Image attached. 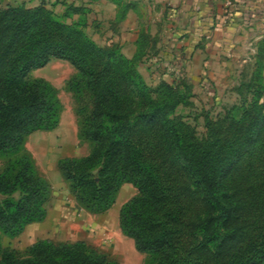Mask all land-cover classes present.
<instances>
[{"label":"trees","instance_id":"16d2710c","mask_svg":"<svg viewBox=\"0 0 264 264\" xmlns=\"http://www.w3.org/2000/svg\"><path fill=\"white\" fill-rule=\"evenodd\" d=\"M118 5L120 21L135 6ZM90 12L75 4L62 16L45 3L0 7V234L15 239L48 217L53 188L27 142L56 130L64 106L59 90L32 73L64 60L77 71L67 89L79 140L90 148L58 161L77 203L105 214L133 185L138 194L122 206L120 228L145 264H264V39L251 74L234 87L236 102L206 112L200 134L179 113L192 105L188 82L150 86L140 72L158 40L143 30L130 58L92 39ZM0 264L122 263L86 241L46 239L25 253L0 240Z\"/></svg>","mask_w":264,"mask_h":264},{"label":"rangeland","instance_id":"374dc122","mask_svg":"<svg viewBox=\"0 0 264 264\" xmlns=\"http://www.w3.org/2000/svg\"><path fill=\"white\" fill-rule=\"evenodd\" d=\"M118 1L120 0H0V7L25 5L34 8L45 3L56 15L62 16L68 4L83 5L91 10L87 32L92 39L101 46L119 45L130 58L139 52L138 40L142 30L152 37L159 36L156 47L149 48L148 55L140 61V72L150 86L158 85L162 79L173 84L187 81L192 87V105L180 107L179 113L203 134L206 112L215 116L222 111L223 106L236 102L234 87L243 73L251 74L257 44L264 39H257V36H264V28L256 29L257 36L244 34L248 40L245 44L237 42L231 46H217L212 36L202 37L201 41L196 39L203 43L204 51L195 55L196 51L192 53L193 48L186 41L176 42V38L181 40L187 33L171 32L166 24L153 22V19L158 18L156 16L150 19L147 14L146 18H142L141 7L139 12L130 18L127 15L120 21ZM122 1L124 4L141 5V0ZM71 22L73 20L69 19L68 23ZM225 22H229V19ZM141 23L145 27L142 30ZM155 24L161 29L156 28ZM171 34L175 37L172 38ZM191 54L195 56L191 58ZM76 74V69L64 60H53L46 67L32 73V77L44 78L59 90L64 106L61 123L56 130L36 132L27 142V148L33 154L41 174L52 185L53 196L47 205L46 221L30 225L15 239L0 234V240L5 248L21 253H25L40 240L49 239L55 243L86 241L114 261L122 264H145L147 255L139 253L134 241L122 233L119 220L122 206L134 198L138 190L131 184H125L110 212L91 214L73 198L58 169L60 159L83 157L90 152L89 145L79 140L76 102L67 89L68 81ZM3 164L4 160L0 158V170Z\"/></svg>","mask_w":264,"mask_h":264},{"label":"crops","instance_id":"0c3cea01","mask_svg":"<svg viewBox=\"0 0 264 264\" xmlns=\"http://www.w3.org/2000/svg\"><path fill=\"white\" fill-rule=\"evenodd\" d=\"M139 7L142 18H146L147 14L150 19L156 16L158 18L153 19V22L166 24L171 32L187 33L181 40L176 38V42L186 41L189 47L192 46V53L196 51L195 55L204 51L200 41L205 37L212 36L217 46H231L237 42L245 44L248 41L247 36H257V30L264 28V0H237L230 18L226 15L225 0H141L140 6L135 5L134 9L129 10V18L139 12ZM226 19L229 22L226 23ZM155 26L159 28L157 24ZM142 28L145 27L141 23V30ZM170 36L175 37L173 34ZM153 37L158 40L159 36ZM258 38L262 39L264 36L259 35ZM195 55L191 54V58Z\"/></svg>","mask_w":264,"mask_h":264},{"label":"built area","instance_id":"2783aa9c","mask_svg":"<svg viewBox=\"0 0 264 264\" xmlns=\"http://www.w3.org/2000/svg\"><path fill=\"white\" fill-rule=\"evenodd\" d=\"M235 7V0H225V10L227 18H230L231 10Z\"/></svg>","mask_w":264,"mask_h":264}]
</instances>
